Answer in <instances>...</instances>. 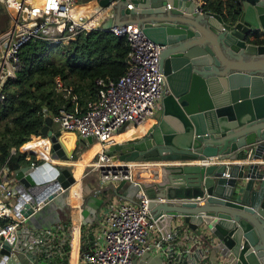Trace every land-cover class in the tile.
Wrapping results in <instances>:
<instances>
[{"label": "water", "instance_id": "obj_1", "mask_svg": "<svg viewBox=\"0 0 264 264\" xmlns=\"http://www.w3.org/2000/svg\"><path fill=\"white\" fill-rule=\"evenodd\" d=\"M129 1L132 10L123 1L110 4L116 12L102 27L138 26L163 48L159 66L165 94L143 135L109 147L108 154L121 162L145 164L133 176L136 185L120 182L113 191L120 195L128 188L133 204L144 192L149 218L161 237L173 240L169 257L178 263L264 264L259 169L264 159V0H238L234 22L205 12L193 0ZM109 3L99 1L104 8ZM40 137L47 139L51 161L43 158L12 172L13 210L26 221L14 247L2 244L0 264L50 263L61 251L53 238L60 224L57 211L65 214L76 180L67 167L52 161L73 162L85 145L66 147L50 117ZM210 157L219 163L196 164ZM184 230L194 239L183 236ZM177 246L194 249L175 255ZM61 260L67 263L63 255Z\"/></svg>", "mask_w": 264, "mask_h": 264}, {"label": "built area", "instance_id": "obj_2", "mask_svg": "<svg viewBox=\"0 0 264 264\" xmlns=\"http://www.w3.org/2000/svg\"><path fill=\"white\" fill-rule=\"evenodd\" d=\"M78 1L0 0V102L5 100L7 83L15 80L23 68L20 50L28 42L40 40L66 52L79 35L104 32L125 38L129 47L125 57V73L117 79H96V99L87 101L85 107L76 113L60 110L51 119L52 125L59 130L101 145V150L94 154L89 165L91 171L98 173L101 186H117L120 182L136 185L133 176L140 169L138 163L121 162L108 152L117 132L131 125L138 126L157 110L165 94L164 76L159 66L162 47L148 39L138 26L128 25V30L117 26L103 29L102 25L116 12L110 4L123 1L126 2L125 9L132 10L133 5L129 0H109L106 8L100 7V0H94L96 8L88 16L75 11ZM193 1L202 5V0ZM167 8L170 9V6L167 5ZM53 89L64 99L70 98V90L58 77L54 79ZM32 141L33 137L19 153L29 165L34 166L45 157L40 158L29 149L24 150ZM14 153L11 150V154ZM218 163L216 157H210L196 164L211 166ZM259 165L264 180V159L259 161ZM8 176L5 169L0 170V220L5 221L0 224V249L4 243L15 246L17 231L25 227L26 221V218L16 215L13 205L11 207L5 203V200L16 196L14 184H8ZM136 197L135 204L117 197L106 202L97 215L98 231L92 246L81 254L78 264H134L147 254L161 257L166 260L164 264H184L169 257V246L174 243L170 236L163 238L160 234H153L156 227L149 218L150 200L143 191L138 192ZM56 232L54 239L58 236ZM183 232L187 239H194L187 230ZM65 243L57 239L61 251L53 257L62 256L60 253L64 251ZM196 244L195 247L201 250L203 245ZM193 249L188 247L182 250L177 246L174 252L175 255L192 254ZM40 264L49 262L42 259Z\"/></svg>", "mask_w": 264, "mask_h": 264}, {"label": "trees", "instance_id": "obj_3", "mask_svg": "<svg viewBox=\"0 0 264 264\" xmlns=\"http://www.w3.org/2000/svg\"><path fill=\"white\" fill-rule=\"evenodd\" d=\"M202 8L230 22L239 12L238 0H202ZM55 49L40 40L24 45L20 50L23 68L5 87V100L0 102V170L7 168L9 174L28 165L19 150L32 136H40L47 117L57 116L60 110L76 113L87 101L96 99V79H117L126 71L129 47L122 37L92 32L77 36L66 52ZM56 77L70 90V98L56 94ZM11 150L15 153L11 154ZM111 188L104 193L111 194ZM4 223L0 220V224ZM63 249L68 252L66 243Z\"/></svg>", "mask_w": 264, "mask_h": 264}, {"label": "crops", "instance_id": "obj_4", "mask_svg": "<svg viewBox=\"0 0 264 264\" xmlns=\"http://www.w3.org/2000/svg\"><path fill=\"white\" fill-rule=\"evenodd\" d=\"M96 8V6H95ZM86 16L89 15L87 12L85 14ZM122 18H130L128 16H124ZM159 108V105H158ZM157 108V109H158ZM157 111V110H156ZM155 111V112H156ZM155 114V113H154ZM153 114V115H154ZM153 117V116H152ZM152 117L147 118L146 121L142 125H131L126 128H123L121 131L117 132L114 135L113 143H122L125 142L126 139L132 137L135 135V133L138 131V129L145 126V124L150 120L153 119ZM52 130L54 132L60 133V140L61 142L68 148H75L77 144L83 143L85 146H88L89 144L87 141H84L83 139L74 136L73 134L63 132L58 129V127L52 125ZM35 141L34 144H30L28 146V149L31 151H34V147H36V150L39 152H34L38 156L43 157L45 156V152L48 150V143L45 139L32 136ZM43 141L46 142V145H44ZM113 144V145H114ZM85 146L80 150L79 156L77 160L73 162H52V164L56 166H65L67 167L70 172L75 173L76 175H79V181L77 183V180L73 185L69 187V193L65 200L66 208L64 210L65 214L62 212L57 211V217L60 220V224L56 225V239H54L55 243H57V239L59 242L65 241L68 245V252L63 251L60 253L63 256L66 257V264H78L79 258L81 254L91 248L92 241L98 231V222H97V215L101 208L114 197L120 198L123 201L129 202L130 200L127 199L128 194H131L132 192L127 188L123 191L125 194L117 195L114 191L110 193L105 194L104 190H108L111 188V185L108 186H101L99 182V175L95 171H91L89 169L90 160L94 155V148L95 144H90V147L86 150H84ZM230 163L227 164H236V163H242L238 161H229ZM29 164V163H28ZM140 168L144 167V163H138ZM76 169V170H73ZM12 176V173L9 174V178ZM5 180V178H3ZM9 181V183H8ZM7 181L10 186H12L14 183H11L10 179ZM78 184L76 188V192L72 193L71 200L68 203V198L70 195V190L72 186L75 184ZM115 187V186H114ZM258 188V184L255 183L253 186V190H256ZM112 189V188H111ZM113 190V189H112ZM102 203H99L101 202ZM134 202H137V197L135 196L133 198ZM95 202L99 203L97 206H95ZM164 202V201H160ZM5 203H7L9 206L12 207L14 204V200H5ZM97 208V210L95 209ZM53 219H56V217L52 216ZM41 224V223H39ZM171 228H174V223L171 224ZM86 231V236L82 235L83 230ZM155 236H160L159 232L156 228H154ZM57 254V253H54ZM53 254V255H54ZM53 262H50L49 264H64V260H61V257L54 256ZM1 259V258H0ZM166 260L162 259L159 256H152L150 254L145 255L139 260L134 261V264H164Z\"/></svg>", "mask_w": 264, "mask_h": 264}, {"label": "bare ground", "instance_id": "obj_5", "mask_svg": "<svg viewBox=\"0 0 264 264\" xmlns=\"http://www.w3.org/2000/svg\"><path fill=\"white\" fill-rule=\"evenodd\" d=\"M146 121V120H145ZM145 121H143L141 124H139V126L140 125H142ZM153 120L152 119H150L146 124H145V126L144 127H142V128H140V129H138V131L135 133V135H133L132 137H130V138H128V139H131V138H135V137H139V136H141V135H143L147 130H148V128L153 124ZM127 140V139H126ZM35 142H31L30 144H34ZM43 143H44V145L45 146H47L46 145V142L45 141H43ZM30 144L29 145H27V147H25L24 148V150L25 149H28V146H30ZM95 144V148H94V154H96L97 152H99L100 150H101V145L100 144H98V143H94ZM23 150V151H24ZM32 152H39L38 150H36V147H34V151H32ZM47 152H45V156H43V157H45V159L47 160V161H51L48 157H47ZM94 156V155H93ZM38 157H40V156H38ZM53 163L54 162H57V161H52ZM73 170H76V169H73ZM73 177L77 180V183H78V181H79V175L77 174H75V173H73ZM75 184L74 186H72V188H71V190H70V195H69V198H68V203H69V201L71 200V197H72V193H74V192H76V188H77V186H78V184Z\"/></svg>", "mask_w": 264, "mask_h": 264}, {"label": "rangeland", "instance_id": "obj_6", "mask_svg": "<svg viewBox=\"0 0 264 264\" xmlns=\"http://www.w3.org/2000/svg\"><path fill=\"white\" fill-rule=\"evenodd\" d=\"M95 10V1L94 0H80L78 1V3L76 4V9L75 11L77 13H82L83 15H85L87 12L90 14H92ZM58 48L55 49V51H57ZM55 53V52H54ZM85 85H83L84 87ZM160 103V102H159ZM114 138V137H113ZM113 140V139H112ZM42 158V157H40ZM82 235L86 236V231L85 229L83 230Z\"/></svg>", "mask_w": 264, "mask_h": 264}]
</instances>
